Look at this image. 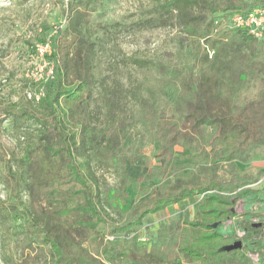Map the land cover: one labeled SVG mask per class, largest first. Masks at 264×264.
Masks as SVG:
<instances>
[{
  "label": "trees",
  "instance_id": "1",
  "mask_svg": "<svg viewBox=\"0 0 264 264\" xmlns=\"http://www.w3.org/2000/svg\"><path fill=\"white\" fill-rule=\"evenodd\" d=\"M59 2L65 5L67 25L55 38L43 40L50 45L47 59L53 71L40 79L37 99L54 121L56 133L51 136L42 131L37 143L28 144L16 161L21 170L12 171L8 166L14 197L11 202L0 198V219L16 213L26 228L24 247L45 249V264H249L242 247L221 250L234 239L212 224L234 217L237 201L251 192L248 185L258 178L239 171L237 162L248 161L264 144V63L255 52L258 39L243 31L216 27L233 13L264 7V0H158L144 11L140 26L177 25L190 39L192 66L187 72L173 67L174 76L166 81L160 74L170 67L163 62L127 59L159 72L149 95L177 87L165 108L151 96L136 95L138 121L152 131V160L157 163L151 165L146 155L139 154L148 180L136 193L137 199L143 198L137 204H129L122 193L116 192L114 200L102 195L84 155L87 142L95 141L86 134L82 107L93 89L91 49L81 44L82 30L102 0ZM204 46L214 50L212 58ZM3 115L18 122L21 129L25 120L35 117L31 111L14 107L5 109ZM115 136L117 141V134L109 137L104 148L113 158ZM176 147L188 150L191 159L174 166ZM127 159L118 162L116 157V163L124 167ZM169 177L172 182L160 189L158 185ZM126 179L123 171L122 191ZM25 193L50 207L49 214L36 215L22 199ZM198 195L195 220H175L162 226L148 244L125 237L142 227L148 214ZM108 209L115 212L116 219ZM53 220L56 223H50ZM239 225L244 240L264 236V223L254 227L245 220ZM189 227L197 228L195 236L190 235Z\"/></svg>",
  "mask_w": 264,
  "mask_h": 264
},
{
  "label": "rangeland",
  "instance_id": "2",
  "mask_svg": "<svg viewBox=\"0 0 264 264\" xmlns=\"http://www.w3.org/2000/svg\"><path fill=\"white\" fill-rule=\"evenodd\" d=\"M157 1L102 0L82 30L81 44L91 49L93 78L92 95L82 107L87 120L86 134L88 139L95 141L87 142L84 155L95 173L102 195L114 200L116 192L122 193L129 204H137L143 199H137L136 193L148 180L147 167L143 166L139 154L146 155L151 165L157 164L152 160L155 147L152 131L138 121L140 106L136 95L148 99L153 97L156 104L165 108L177 87H169L168 91L164 90L165 94L149 95V90L156 86L159 72L135 66L127 59L138 57L163 62L170 67L160 74L166 81L172 79L174 69H185L187 72L192 66L190 39L177 25L150 27L148 23L140 26L144 11ZM64 7L59 0H0V198H8L10 202L14 196L8 166L11 165L12 171L21 170L16 161L23 156L28 144L37 143L42 131L51 136L56 133L54 121L44 113L37 99L41 96L39 81L48 75L49 53L43 50V40L55 38L66 27L68 18ZM254 47L264 63V37L258 39ZM13 107L35 115L23 122L24 129L17 126L18 122L5 119L3 115L5 109ZM116 134L117 141L115 136L111 143L113 158L110 152H104V148L107 139ZM116 157L118 162L128 158L124 167L116 163ZM190 159L188 150L175 148L174 166ZM259 161H264V144L254 151L248 161L237 162L239 171L257 175L258 178L248 185L251 192L237 201L236 215L216 227L223 235L242 241V248L250 258L249 264H264V236L261 235L259 240H244V232L239 225L245 220L264 223V165L258 166ZM78 163L85 169L82 160L79 159ZM123 171L127 179L122 191L119 187ZM172 180V177L167 178L158 185L159 188L164 189ZM200 198L199 195L194 196L179 204L168 205L155 214H148L143 220L142 231L153 239L159 228L172 221L183 223L195 220ZM22 199L36 215L49 214L50 207L43 201L26 193ZM108 213L116 219L112 209H108ZM50 223L56 222L53 220ZM25 229V224L16 213L0 219V264H22L25 260L45 264V249L24 247ZM197 231V228L189 227L191 236H195Z\"/></svg>",
  "mask_w": 264,
  "mask_h": 264
},
{
  "label": "built area",
  "instance_id": "3",
  "mask_svg": "<svg viewBox=\"0 0 264 264\" xmlns=\"http://www.w3.org/2000/svg\"><path fill=\"white\" fill-rule=\"evenodd\" d=\"M219 28L225 31H243L250 37L261 39L264 37V7L256 6L244 12L233 13L216 27V29ZM204 48L208 58H212L214 56V50L207 46H204ZM43 50L48 53L50 52L49 43H44ZM52 71V65L49 63L47 66V77L51 76ZM142 229H144V226L132 229L125 234V237H132L140 244H148L150 239ZM107 238L113 239L114 237L108 236Z\"/></svg>",
  "mask_w": 264,
  "mask_h": 264
},
{
  "label": "water",
  "instance_id": "4",
  "mask_svg": "<svg viewBox=\"0 0 264 264\" xmlns=\"http://www.w3.org/2000/svg\"><path fill=\"white\" fill-rule=\"evenodd\" d=\"M217 225H218V223H213L212 227L216 228ZM260 225H261L260 222L253 223L254 227H259ZM241 247H242V241L241 240H234L233 242L222 246L221 250L230 251V250H234V249H240Z\"/></svg>",
  "mask_w": 264,
  "mask_h": 264
},
{
  "label": "crops",
  "instance_id": "5",
  "mask_svg": "<svg viewBox=\"0 0 264 264\" xmlns=\"http://www.w3.org/2000/svg\"><path fill=\"white\" fill-rule=\"evenodd\" d=\"M257 164H258V166H261V167H262V165H264V161H259V162H257ZM155 213H156V212H155ZM155 213H154V214H155ZM154 214H153V215H154Z\"/></svg>",
  "mask_w": 264,
  "mask_h": 264
}]
</instances>
